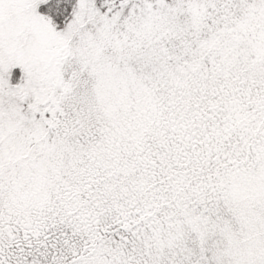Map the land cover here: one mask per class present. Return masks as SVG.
Listing matches in <instances>:
<instances>
[{"label": "snow or ice", "instance_id": "6c2138e0", "mask_svg": "<svg viewBox=\"0 0 264 264\" xmlns=\"http://www.w3.org/2000/svg\"><path fill=\"white\" fill-rule=\"evenodd\" d=\"M0 264H264V0H0Z\"/></svg>", "mask_w": 264, "mask_h": 264}]
</instances>
